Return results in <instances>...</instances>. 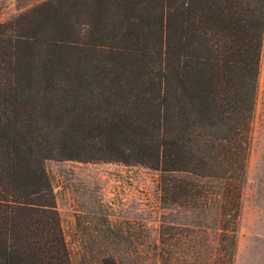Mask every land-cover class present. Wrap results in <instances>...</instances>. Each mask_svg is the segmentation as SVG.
Listing matches in <instances>:
<instances>
[{
    "label": "trees",
    "instance_id": "1",
    "mask_svg": "<svg viewBox=\"0 0 264 264\" xmlns=\"http://www.w3.org/2000/svg\"><path fill=\"white\" fill-rule=\"evenodd\" d=\"M32 7L0 23V264H71L49 159L158 171L160 201L190 219L148 264H233L264 0ZM114 250L99 263L121 264Z\"/></svg>",
    "mask_w": 264,
    "mask_h": 264
},
{
    "label": "rangeland",
    "instance_id": "2",
    "mask_svg": "<svg viewBox=\"0 0 264 264\" xmlns=\"http://www.w3.org/2000/svg\"><path fill=\"white\" fill-rule=\"evenodd\" d=\"M36 2L42 0H0V23L31 14ZM44 168L71 264H100L112 248L121 264H130L134 247L141 251L137 264H148L154 246L176 243L162 234L165 227L190 219L188 212L162 204L160 174L148 167L49 159ZM233 264H264V29Z\"/></svg>",
    "mask_w": 264,
    "mask_h": 264
},
{
    "label": "crops",
    "instance_id": "3",
    "mask_svg": "<svg viewBox=\"0 0 264 264\" xmlns=\"http://www.w3.org/2000/svg\"><path fill=\"white\" fill-rule=\"evenodd\" d=\"M42 1H44V0H42ZM39 2V1H38ZM37 4V2L35 3V5ZM32 6H34V4L32 5Z\"/></svg>",
    "mask_w": 264,
    "mask_h": 264
}]
</instances>
